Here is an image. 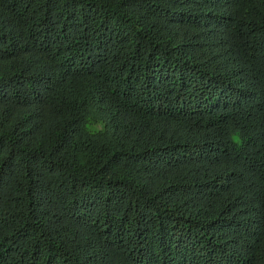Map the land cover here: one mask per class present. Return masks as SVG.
<instances>
[{
	"label": "trees",
	"instance_id": "1",
	"mask_svg": "<svg viewBox=\"0 0 264 264\" xmlns=\"http://www.w3.org/2000/svg\"><path fill=\"white\" fill-rule=\"evenodd\" d=\"M0 264H264V0H0Z\"/></svg>",
	"mask_w": 264,
	"mask_h": 264
}]
</instances>
